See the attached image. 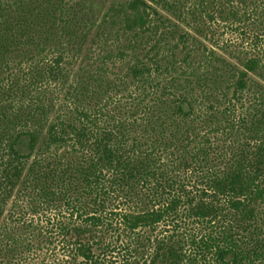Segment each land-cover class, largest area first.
<instances>
[{
	"label": "trees",
	"instance_id": "obj_1",
	"mask_svg": "<svg viewBox=\"0 0 264 264\" xmlns=\"http://www.w3.org/2000/svg\"><path fill=\"white\" fill-rule=\"evenodd\" d=\"M96 2L0 0V264H264V0Z\"/></svg>",
	"mask_w": 264,
	"mask_h": 264
},
{
	"label": "rangeland",
	"instance_id": "obj_2",
	"mask_svg": "<svg viewBox=\"0 0 264 264\" xmlns=\"http://www.w3.org/2000/svg\"><path fill=\"white\" fill-rule=\"evenodd\" d=\"M112 1H119V0H97V2L95 3L96 14H101L109 6V3L112 2ZM34 256H36V255L28 254L22 260H25V262L28 263V264H33L37 260V258L34 257ZM114 256L116 257L118 255L115 253ZM114 256L111 257V259H114ZM39 259L40 258H38V260Z\"/></svg>",
	"mask_w": 264,
	"mask_h": 264
}]
</instances>
